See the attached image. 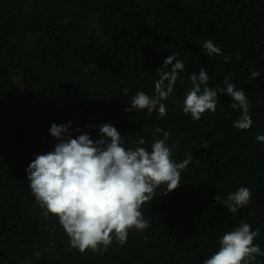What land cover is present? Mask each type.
<instances>
[{
	"label": "trees",
	"instance_id": "1",
	"mask_svg": "<svg viewBox=\"0 0 264 264\" xmlns=\"http://www.w3.org/2000/svg\"><path fill=\"white\" fill-rule=\"evenodd\" d=\"M207 39L222 56L204 54ZM173 52L185 69L162 101L167 115L126 113L131 96L154 94ZM201 67L217 106L194 121L182 102ZM252 69L260 73L255 80ZM225 77L251 103L249 130L233 127L240 110L219 91ZM69 121L73 138L100 139L98 125L110 123L125 148L148 151L163 138L154 131L160 127L170 133L176 162L192 155L180 186L167 194L159 186L142 206L149 227L130 230L123 246L70 247L57 218H45L27 188L30 162L54 149L51 125ZM257 134L264 135V0H0V264H202L241 220L259 229L254 244L264 251V143ZM141 138L144 145L133 143ZM241 186L252 198L234 214L223 198Z\"/></svg>",
	"mask_w": 264,
	"mask_h": 264
},
{
	"label": "clouds",
	"instance_id": "2",
	"mask_svg": "<svg viewBox=\"0 0 264 264\" xmlns=\"http://www.w3.org/2000/svg\"><path fill=\"white\" fill-rule=\"evenodd\" d=\"M202 49L208 57L223 55L221 48L210 39L203 41ZM225 62H228L227 57ZM168 66H171L170 71L161 72L160 79L155 82L154 94L149 96L139 91L131 96L124 108L126 113L146 109L148 116L156 112L158 119L167 115L162 101L168 99L178 74L185 69L176 52L163 61L162 67ZM259 75L252 69L249 79L255 80ZM208 81V73L203 67L198 74H190V87L185 92L182 111L194 121L201 120L205 112L216 111L218 92L207 86ZM224 84L226 87L219 91L232 98L233 109L240 110V117L233 122V127L249 130L253 121L251 103L245 91L237 89L228 77H225ZM123 95H128L127 88ZM71 124L69 121L51 125L49 133L56 141L54 149L37 155L30 162L26 168L27 188L42 215L57 218L70 247L84 253L89 249L104 252L114 242L123 246L130 230L142 231L149 227L142 206L152 201L159 186L166 185L164 194L180 186L181 173L192 162V155L176 162L172 158L174 146L167 144L170 133L160 127L154 131L162 133L163 138L155 139L151 151H148L142 146L125 148L120 132L110 123L98 125L101 138L96 140L88 133L73 138ZM256 140L264 143V135L257 134ZM133 143L144 145L145 140L141 138ZM251 198V190L241 186L223 198V206L237 214L249 205ZM214 199L218 202L222 198L216 193ZM55 227L52 225L53 231ZM258 236L259 229L253 230L248 222L241 220L233 230L218 239V250L202 264H256L257 257L264 256L260 246L254 244ZM50 247L54 245L50 244Z\"/></svg>",
	"mask_w": 264,
	"mask_h": 264
}]
</instances>
